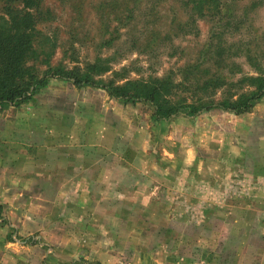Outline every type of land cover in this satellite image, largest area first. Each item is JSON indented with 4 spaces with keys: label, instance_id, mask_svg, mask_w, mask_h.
<instances>
[{
    "label": "rangeland",
    "instance_id": "obj_1",
    "mask_svg": "<svg viewBox=\"0 0 264 264\" xmlns=\"http://www.w3.org/2000/svg\"><path fill=\"white\" fill-rule=\"evenodd\" d=\"M212 1L200 15L189 0H41L39 69L99 59L95 81L176 84L212 36L255 75L244 55L264 53V0ZM0 264H264V98L159 121L145 102L51 78L0 112Z\"/></svg>",
    "mask_w": 264,
    "mask_h": 264
},
{
    "label": "trees",
    "instance_id": "obj_2",
    "mask_svg": "<svg viewBox=\"0 0 264 264\" xmlns=\"http://www.w3.org/2000/svg\"><path fill=\"white\" fill-rule=\"evenodd\" d=\"M13 1H6L9 5L0 16V112L6 107L18 108L30 103L51 78L66 79L78 87L100 88L110 98L125 103L145 102L159 121H168L180 113L196 117L210 110L248 114L264 98V53L246 52L244 59L255 75L242 74L233 62L232 47L236 42L221 38L218 42L212 36L203 44L205 51L199 53L195 64L185 67L186 74L176 84L170 73L161 79L127 80L121 85L113 81H95V77L109 70L99 59L86 66L84 72L76 67L70 71L49 67L40 70L41 58L51 54L49 38L37 30L41 0H15L21 4L19 11L9 7ZM189 2L192 10L197 9L200 15L209 12L213 5L212 0ZM191 75H194L193 79ZM237 75L240 76L235 79ZM182 90L188 92L186 97L178 96Z\"/></svg>",
    "mask_w": 264,
    "mask_h": 264
},
{
    "label": "crops",
    "instance_id": "obj_3",
    "mask_svg": "<svg viewBox=\"0 0 264 264\" xmlns=\"http://www.w3.org/2000/svg\"><path fill=\"white\" fill-rule=\"evenodd\" d=\"M54 162V161H53ZM53 162H48V165H47V167H50V168H55L56 167V163H53ZM61 165L60 166H62V167H67V168H71L73 165H75V163L74 164H72L71 162H68V161H64V162H62V163H60ZM82 164L83 163H81V162H79V163H77L76 165H75V167L76 168H81V167H83L82 166ZM37 165L38 166H40L38 163H37ZM78 178H81L82 177V172H78ZM49 176V178L50 177H52V176H55L56 177V173H51V174H49L48 175ZM65 177H67V178H69V177H71V174L69 173V172H67L66 174H65Z\"/></svg>",
    "mask_w": 264,
    "mask_h": 264
}]
</instances>
